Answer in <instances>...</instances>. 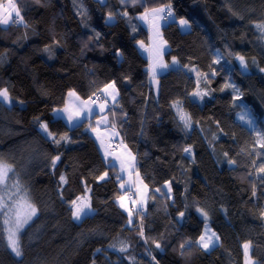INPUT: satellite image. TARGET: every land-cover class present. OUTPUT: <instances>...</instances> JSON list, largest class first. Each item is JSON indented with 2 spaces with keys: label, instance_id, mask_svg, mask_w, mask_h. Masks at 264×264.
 <instances>
[{
  "label": "trees",
  "instance_id": "16d2710c",
  "mask_svg": "<svg viewBox=\"0 0 264 264\" xmlns=\"http://www.w3.org/2000/svg\"><path fill=\"white\" fill-rule=\"evenodd\" d=\"M7 1L22 20L0 23V90L10 95V104L0 100V159L14 169L9 188L18 180L37 214L21 234V257L0 231V264H245V243L264 264V31L257 27L264 0L0 5ZM164 7L191 29L182 31L177 21L163 26L164 59L178 64L159 76L155 94L149 59L138 47L149 43V31L139 18ZM109 14L117 18L113 26L105 24ZM110 84L119 93L108 111L111 127L136 155L148 187L144 208L118 202L136 191L121 190L117 165L89 130L95 118L70 126L54 112L68 92L103 100ZM177 101L191 127L177 115ZM246 106L260 124L256 131L236 118ZM86 187L94 213L76 221L71 202ZM206 223L220 239L210 250L198 243Z\"/></svg>",
  "mask_w": 264,
  "mask_h": 264
},
{
  "label": "snow or ice",
  "instance_id": "6c2138e0",
  "mask_svg": "<svg viewBox=\"0 0 264 264\" xmlns=\"http://www.w3.org/2000/svg\"><path fill=\"white\" fill-rule=\"evenodd\" d=\"M11 7L15 13V16L19 17L22 20L20 12L18 9H16L15 5L13 4L11 5ZM162 10L163 9H161L160 11ZM156 11L157 10L155 9L153 10V12H156ZM169 14L171 15V13ZM10 18H11V14H9L8 17L0 19V23L8 24L10 21ZM111 18H112L111 14H109V19ZM179 23L183 27H189V22L187 20L181 19ZM257 27L260 28L262 31H264V24H258ZM239 60H240L241 66L246 69L247 64L245 63L244 57L242 56L239 57ZM215 62L219 63V59H217ZM173 63H175V60L173 61ZM157 67L163 69V68H166L167 65L163 63L154 64L152 67L153 78L156 75ZM261 71H264V69H262ZM108 87L114 88V84L106 86V89ZM232 87L235 90V87L234 86ZM70 95H74V93H70ZM197 95H199V93H197ZM113 99H115V97H113ZM0 100L5 101V102H10L7 89L0 90ZM174 106L178 107L179 101H177L174 104ZM60 111L61 110L54 109V112H60ZM63 111H67V109H64ZM101 111H103V106H101ZM80 117H81V113L76 112L74 114H70L67 117V119H68L69 124H74L78 119H80ZM180 118L182 121H184L185 126L189 125L188 117H186L185 115H181ZM241 119H244V117L242 116ZM103 122L105 121H101V123ZM248 123L251 124L252 121L249 120ZM40 127L47 135L53 136V134L48 131L47 124L41 123ZM61 139L67 140V136L65 135L61 137ZM53 140L56 144L60 143V140L55 139L54 136H53ZM101 144L103 145V142H101ZM184 151L190 152L191 149L185 148ZM105 154L108 155L107 152ZM58 159L59 157H55L53 163H55V160H58ZM230 163H235V161H230ZM260 171L264 172V167H262ZM10 174H14L13 167L7 164L6 162H4L2 159H0V188H3L5 194H7L8 188H9L8 181L10 179ZM100 178L103 179V177H100ZM60 180L61 182H66V178L63 175L60 177ZM11 187L16 189V194H19L21 192L22 186L20 185L18 180L14 181ZM71 204H72V216L75 220H78V221L93 211L91 204L86 197H83V198L77 197V199L73 200ZM121 207H124V205L122 204ZM200 211H203V210H200ZM36 213H37V209L33 204L29 202L26 189L24 190V195L20 196L19 199H13V195H8L7 199H5V195H0V223L3 224V228L0 229V231H2L6 236L8 248L18 257L22 255L21 244H20V232L24 228V226L28 224V222L32 219V217L36 215ZM180 215L183 216V213H181ZM204 215L206 217L207 213H204ZM131 216H132V213L129 211V217H130L129 223L132 222ZM217 240H218V237H216L215 233H212L211 235H207V236L202 235L199 238L198 243L203 249H209L210 246L211 247L216 246ZM157 247H159V245H157ZM247 247L248 246L245 245V249H247ZM123 250L124 248H121V251Z\"/></svg>",
  "mask_w": 264,
  "mask_h": 264
},
{
  "label": "rangeland",
  "instance_id": "374dc122",
  "mask_svg": "<svg viewBox=\"0 0 264 264\" xmlns=\"http://www.w3.org/2000/svg\"><path fill=\"white\" fill-rule=\"evenodd\" d=\"M14 5H15V3H14ZM15 7H16V9H18L16 5H15ZM161 9H163V10L160 11ZM167 9H169V8H167V7L155 8V10H157L156 11L157 13L160 14L162 12L163 16L165 17L164 19H165L166 23L171 22V21H177L179 23V21L181 19L178 20L173 15L172 16L170 15L168 17H166L164 15L165 14V10H167ZM6 10H7L6 5H0V13H2L4 15L6 14L7 17L9 16V14H11V18H10V21H11V19H13V16H15V13H14L12 8L7 13H6ZM184 20H187V19H184ZM179 27L181 28L182 31H189V29H191V24L189 22V27H183L179 23ZM162 38L166 41V39H165V37L163 35V31H162ZM138 47L141 49L142 52L143 51L146 52L148 50V48H146L145 43H142V42L138 43ZM145 48H146V50H145ZM168 50H169V48H168ZM174 60H175V63H173ZM154 61H153V58H151L149 75H150L151 83H153V84L156 83V85L158 87L159 79H157V73H159L161 68H159V67L156 68V75L153 78V75H152V67L153 66L152 65H153ZM173 61H172V63H173L172 65L176 64V62H177L176 59H173ZM160 62L164 63V64H167V62L165 63V60H162ZM160 62H158V63H160ZM158 63H156V64H158ZM157 90H158V88H157ZM202 92L206 93V91L203 90V89H202ZM199 94H200V91H199ZM8 95H9V93H8ZM193 98L196 99L197 95L193 94ZM196 100H198V99H196ZM9 101H10V95H9ZM236 102H238L237 98H236ZM7 103L10 104V102H7ZM174 108H175V111H176L177 115H179V117H181V115L184 114L186 117L189 118V125L188 126L191 127L192 126V122H191L192 119H191L190 115L186 111L183 110L181 103H179L178 107L174 106ZM242 116L244 117V119H241ZM236 118H237L238 121H240L244 125H246L249 129H252L254 131H256L257 128L260 126L256 116L253 114V112L249 108H247V106L243 107L242 109H240L237 112ZM249 120L252 121L251 124L248 123ZM108 126H109V122H108ZM108 128L110 129L111 132H113V130L111 129V125ZM108 132L109 131H107V133ZM114 138L118 139L120 141L119 151H112L111 148H109V146L107 148H104V152L103 153L105 155V159L110 161L111 164L115 163V161L118 163V164L117 163L116 164L118 166V179L121 180V183H120L121 190L122 191H126L128 189L134 188L135 191H136V195H134V196H130V195L124 194L123 196L118 198V202L121 205L123 204L124 208L128 207L130 205H133L134 209L144 208L145 205H146V202H147V198H148V187H147V184L145 183L144 179L142 178V176L140 175V173L136 169V155L134 154V152L130 148H128L123 143V140H122L121 137L114 136ZM106 152L108 153V155L105 154ZM43 153L47 157H51L52 156L48 149L45 150ZM106 176L107 175H105L104 177H106ZM167 186L170 189L169 184ZM0 195H5V199H7L8 195H13V199H19L20 196L24 195V193L20 192L19 194H16V189L8 188V192H7V194H5L3 188H0ZM80 197H82V198L86 197L89 200V202H90V188L86 187L85 194L80 196ZM136 197H137V199H136ZM22 211H23V209H22ZM93 213H94V210L91 213H89L87 216L92 215ZM35 216H33L32 219ZM85 217H83V218H85ZM32 219L28 222V224L32 221ZM81 220H79V221H81ZM76 221H78V220H76ZM28 224H26L24 226V228L21 230V232H20V240H21V234L23 233L24 229L27 227ZM212 233H215L216 237H218V240L216 241V245H217L219 243V241H220L218 233L214 230V228L211 226V224H209V223L204 224L203 234L202 235L207 236V235H211ZM245 245L248 246L247 249H245V252H246V256H245L246 264H254L256 261L251 257V254H250L251 253V245H250V243H245L244 244V248H245ZM212 248L213 247L210 246L209 249H206V250H210ZM19 257H21V256H19Z\"/></svg>",
  "mask_w": 264,
  "mask_h": 264
},
{
  "label": "crops",
  "instance_id": "0c3cea01",
  "mask_svg": "<svg viewBox=\"0 0 264 264\" xmlns=\"http://www.w3.org/2000/svg\"><path fill=\"white\" fill-rule=\"evenodd\" d=\"M13 4H14L13 2L7 1L5 3H2L1 5H6L7 7L6 13H7L12 8L11 5ZM153 10L154 9L146 10L139 18L140 21L143 23V25L146 26L147 29L149 28L148 29L149 30V43L147 45L145 44L148 50L146 51L147 53L143 51V53L149 59V73H150L151 58H153V61L155 60L153 62V65L162 60H165L164 54L168 51V48H169L167 42L162 38L161 29L163 28L165 24H167L164 19L165 17L163 16L162 12L159 14L157 12H153ZM5 17H7L6 14L4 15L0 13V19H3ZM14 17L16 16H13V18ZM176 64H174V66ZM166 65H167L166 68L160 69L159 73H157V79L159 78L160 75L167 72L169 68L172 66L168 63ZM150 84L152 86L154 93L157 94L158 93L157 88L159 87V85L157 87L156 83L154 84L151 83V80H150ZM110 85H113V84H110ZM105 89L106 87L102 90L104 99L100 101H94L91 99L85 100L81 98L76 92L70 91L68 92V95H67L66 105L62 108L57 109V110H61L60 112H55V114L58 117L63 118L68 124L69 122H68L67 117L70 114L80 112L81 113L80 119H78L74 124H69L70 126L79 124L86 119L95 118L94 124L89 128V130L94 136V138L96 139L104 158H105V155L103 153L104 148H107L108 146L109 148H111L110 142L112 139H114V136L121 137V134L117 129H114L111 127V129L113 130V132H111L110 129L108 128L111 125L108 111L118 101L119 93L115 85H114V88L108 87L106 90ZM70 93H74V95H70ZM113 97H115V99H113ZM101 106H103V111H101ZM64 109H67V111H63ZM101 121H105V122L101 123ZM108 122H109V126H108ZM107 131L109 132L107 133ZM101 142H103V145L101 144ZM117 151H119V149ZM116 163L117 162L115 161V163L113 164L117 165L118 163L117 164ZM125 209H129V206L125 207ZM245 264H246V261H245ZM254 264H256V262Z\"/></svg>",
  "mask_w": 264,
  "mask_h": 264
},
{
  "label": "built area",
  "instance_id": "2783aa9c",
  "mask_svg": "<svg viewBox=\"0 0 264 264\" xmlns=\"http://www.w3.org/2000/svg\"><path fill=\"white\" fill-rule=\"evenodd\" d=\"M165 15H169L168 9L165 10ZM101 98H102L101 94L98 93V94L95 95L94 100H100ZM118 146H119V144L117 143V141L113 140L111 142V148H112V150H114V151L118 150Z\"/></svg>",
  "mask_w": 264,
  "mask_h": 264
},
{
  "label": "water",
  "instance_id": "95a60500",
  "mask_svg": "<svg viewBox=\"0 0 264 264\" xmlns=\"http://www.w3.org/2000/svg\"><path fill=\"white\" fill-rule=\"evenodd\" d=\"M95 2H101L104 3L106 0H93ZM112 18L109 19V16L106 18L105 24L108 26H113L117 23V18L115 16H111Z\"/></svg>",
  "mask_w": 264,
  "mask_h": 264
},
{
  "label": "bare ground",
  "instance_id": "6f19581e",
  "mask_svg": "<svg viewBox=\"0 0 264 264\" xmlns=\"http://www.w3.org/2000/svg\"><path fill=\"white\" fill-rule=\"evenodd\" d=\"M168 11H169V13H171L170 12V9H168ZM165 15V14H164ZM166 17H168V16H170V14L169 15H165ZM13 19H17L16 17H14ZM167 60V59H166ZM167 73V72H166ZM223 90V89H222ZM223 93V92H222ZM94 100V99H93ZM94 101H99V100H94ZM118 149H119V146H118ZM117 151V150H116ZM128 195V194H127ZM137 218V217H136Z\"/></svg>",
  "mask_w": 264,
  "mask_h": 264
}]
</instances>
